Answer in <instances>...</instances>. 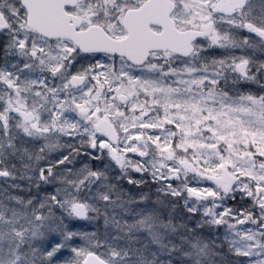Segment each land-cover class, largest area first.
I'll list each match as a JSON object with an SVG mask.
<instances>
[{"label": "snow or ice", "instance_id": "obj_1", "mask_svg": "<svg viewBox=\"0 0 264 264\" xmlns=\"http://www.w3.org/2000/svg\"><path fill=\"white\" fill-rule=\"evenodd\" d=\"M0 264H264V0H0Z\"/></svg>", "mask_w": 264, "mask_h": 264}, {"label": "rangeland", "instance_id": "obj_2", "mask_svg": "<svg viewBox=\"0 0 264 264\" xmlns=\"http://www.w3.org/2000/svg\"><path fill=\"white\" fill-rule=\"evenodd\" d=\"M82 228H83L84 230H86V229H88V230L92 229L90 226H87L86 222H83V223H82Z\"/></svg>", "mask_w": 264, "mask_h": 264}, {"label": "trees", "instance_id": "obj_3", "mask_svg": "<svg viewBox=\"0 0 264 264\" xmlns=\"http://www.w3.org/2000/svg\"><path fill=\"white\" fill-rule=\"evenodd\" d=\"M83 230H84V229H83ZM91 230H93V229H90V230L86 229L85 231H91Z\"/></svg>", "mask_w": 264, "mask_h": 264}]
</instances>
